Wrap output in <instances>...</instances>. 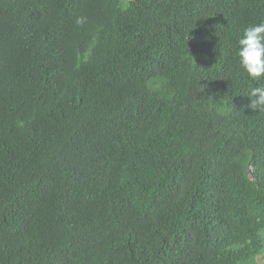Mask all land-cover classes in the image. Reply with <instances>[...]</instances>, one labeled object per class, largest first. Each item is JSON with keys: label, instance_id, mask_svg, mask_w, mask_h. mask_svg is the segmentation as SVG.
Instances as JSON below:
<instances>
[{"label": "trees", "instance_id": "obj_1", "mask_svg": "<svg viewBox=\"0 0 264 264\" xmlns=\"http://www.w3.org/2000/svg\"><path fill=\"white\" fill-rule=\"evenodd\" d=\"M262 20L0 0V264H264V111L234 51Z\"/></svg>", "mask_w": 264, "mask_h": 264}, {"label": "clouds", "instance_id": "obj_2", "mask_svg": "<svg viewBox=\"0 0 264 264\" xmlns=\"http://www.w3.org/2000/svg\"><path fill=\"white\" fill-rule=\"evenodd\" d=\"M76 23H85V18L77 17ZM234 51L243 73L260 85L251 88L247 93L250 102L246 107L252 111H264V20L249 24L243 29Z\"/></svg>", "mask_w": 264, "mask_h": 264}, {"label": "water", "instance_id": "obj_3", "mask_svg": "<svg viewBox=\"0 0 264 264\" xmlns=\"http://www.w3.org/2000/svg\"><path fill=\"white\" fill-rule=\"evenodd\" d=\"M250 175H251V173H250Z\"/></svg>", "mask_w": 264, "mask_h": 264}]
</instances>
